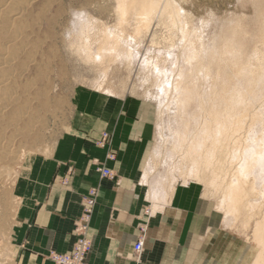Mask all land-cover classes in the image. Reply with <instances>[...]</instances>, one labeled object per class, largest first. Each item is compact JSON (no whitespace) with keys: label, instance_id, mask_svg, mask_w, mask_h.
Here are the masks:
<instances>
[{"label":"rangeland","instance_id":"rangeland-1","mask_svg":"<svg viewBox=\"0 0 264 264\" xmlns=\"http://www.w3.org/2000/svg\"><path fill=\"white\" fill-rule=\"evenodd\" d=\"M176 1L188 15L190 31L194 29L195 33H192L195 35L191 33V38L200 37L205 41L210 55L205 63H213L211 67L209 65L210 70L213 68V72L210 71L212 76L206 83L199 75L188 85L191 89L204 91L207 100L215 85L221 87L223 81L233 79L237 69L231 67V62L247 65L256 51L264 53V0ZM6 2L0 0V11L5 9ZM128 5H131L130 0H27L23 7H16V10L10 7L0 14L1 25L7 22L11 34H0V56L6 55L10 63V70L6 73L10 88L6 96H0V150L11 151L15 156L13 161L0 162V264H13L14 261L11 237L20 205L15 189L20 176L32 160L51 155L57 141L71 129L79 107L104 97L139 98L157 112L155 146L146 168L150 175L144 179L154 204H160L162 197L177 184L194 187L202 195L199 216L204 221V236L232 237L237 250L249 252L251 261L260 251L253 243L251 229H244L243 218L229 229L219 227L218 217L220 215L222 219L223 215L215 209L220 195L208 189L205 177L182 174L187 166L183 164L181 150H188L189 145L179 148L178 137L184 131L191 132L196 128L200 108L191 100L181 109L178 96L172 90L179 83L181 72L188 69L181 55L169 58L166 54L172 43L177 45L176 40L172 41L174 37L178 39L176 32L174 37H167L172 36V32L174 34V29L171 31L165 22L154 25L139 55L134 54V60L118 62L105 83L99 78L103 67L85 62L70 46L68 36L77 24L78 12L96 21L100 31L122 28L126 30V36L132 35L133 27L120 26L121 10H128ZM20 8L27 11L22 20L13 24L14 15ZM130 18L128 15L125 19ZM17 28L21 33L19 38L16 36L17 50L11 47L4 51L14 39ZM197 38L193 43H199ZM153 62L159 63L162 74L160 70L155 73ZM218 74L220 80L214 82L213 78ZM165 80H168L166 86L163 84ZM109 88L114 90V95L105 93ZM206 107L210 108V105L207 103ZM256 112H262V108ZM255 127L254 131L259 133L258 125ZM254 198L250 197L251 200ZM218 246L229 245L222 243Z\"/></svg>","mask_w":264,"mask_h":264},{"label":"crops","instance_id":"crops-1","mask_svg":"<svg viewBox=\"0 0 264 264\" xmlns=\"http://www.w3.org/2000/svg\"><path fill=\"white\" fill-rule=\"evenodd\" d=\"M156 120L155 108L134 97H104L78 108L51 155L32 160L16 184L13 264H56L52 253L70 254L83 197L94 188L90 264H253L254 257L238 251L232 237L202 234V195L196 188L177 184L154 206L144 175ZM105 134L109 142L100 146ZM100 164L114 179L102 177ZM218 220L221 228L220 215ZM144 227L143 251L137 255ZM222 243L229 246L219 247Z\"/></svg>","mask_w":264,"mask_h":264},{"label":"bare ground","instance_id":"bare-ground-1","mask_svg":"<svg viewBox=\"0 0 264 264\" xmlns=\"http://www.w3.org/2000/svg\"><path fill=\"white\" fill-rule=\"evenodd\" d=\"M6 1L3 6L7 11L10 7H12L11 10H16V7L22 6L27 0ZM130 3L128 10L120 8L123 16L120 26L127 24L133 27L132 35L126 36V30L122 28L100 31L96 21L84 16L83 12H78L77 24L68 36L70 46L85 62L103 67L99 71V78L102 83H105L118 62L131 61L134 60V54L139 55V50L154 29V25L165 22L171 31L174 29V34L172 32V36L167 35V37H174L176 32L178 39L174 37L172 41L176 40L178 46L172 43L166 54L169 58L181 55L188 69L181 72L180 81L172 90L178 96L181 109H184V106L191 100L196 101L200 108V119L196 128L191 132L184 131L178 137L179 148L185 144L189 145L188 150H181L185 161L183 164L187 166L182 174L205 177L208 189L215 192V195H220L216 211L223 215L220 220L221 227L229 229L239 219H244V229H251L253 243L260 250L253 264H264V211H261V208H264V102H262L264 53L256 51L252 60H248L247 65L239 64L237 61L232 63L227 59L231 62V67L237 69L233 79L223 81L221 87L215 85L214 91H211L212 96L205 100L204 91L198 90L199 88L191 89L192 87L188 85L199 75L206 83L212 76L210 71L213 72V68L210 70V67L213 63L209 64L210 67L208 61L207 64L205 63V59L210 56L206 50L208 48L204 44L205 41L196 37L200 40L199 43L196 42L198 47L195 42L193 43L196 40V38L194 40L191 38L194 29L190 31L188 15L181 5L176 0H130ZM4 10L0 11V14ZM26 11L21 8L15 11L13 24L16 20H22ZM128 15H131V20L125 19ZM164 18L165 21H162ZM8 29L7 22L3 26L0 21V34L5 36L10 34ZM194 33L192 34L195 35ZM20 35V30L17 28L14 31V39L4 51H9L11 47L17 50L16 36L19 38ZM151 43L154 44L153 40ZM227 53L229 55L230 51ZM5 56L4 54L0 56L1 98L7 95L10 88L6 75L10 70V63ZM154 58L158 57L154 56ZM151 60L153 61V58ZM151 64L157 73L160 70L159 63ZM12 72L14 74V71ZM213 79L214 82L216 79L220 80L219 74ZM163 84L166 86L168 80H165ZM105 93L112 96L114 90L109 88ZM207 103L210 108L206 107ZM259 104L260 106L257 107ZM258 108H262V112H256ZM256 125H258L259 133L254 131ZM4 141L5 139L2 140ZM8 145L11 146L10 141ZM14 158L13 152L0 150V162L13 161ZM148 175H150L149 171H145L144 179ZM251 196L255 198L251 200ZM154 206L157 207L156 204Z\"/></svg>","mask_w":264,"mask_h":264},{"label":"built area","instance_id":"built-area-1","mask_svg":"<svg viewBox=\"0 0 264 264\" xmlns=\"http://www.w3.org/2000/svg\"><path fill=\"white\" fill-rule=\"evenodd\" d=\"M110 136L105 134L100 146H105L109 142ZM114 155H109V160H113ZM99 172L103 178L114 179L112 171L104 168L100 164ZM66 185V184H65ZM98 188L91 189L86 196L83 197V213L76 224V242L73 251L70 254L52 253L50 259L56 264H90L89 255L92 252L93 243L89 237L90 224L94 209L97 205ZM143 236L135 246V252L140 255L143 251V239L146 228L141 229Z\"/></svg>","mask_w":264,"mask_h":264}]
</instances>
